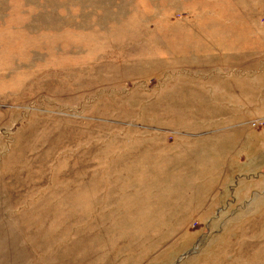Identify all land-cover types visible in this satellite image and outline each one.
<instances>
[{"label":"rangeland","instance_id":"374dc122","mask_svg":"<svg viewBox=\"0 0 264 264\" xmlns=\"http://www.w3.org/2000/svg\"><path fill=\"white\" fill-rule=\"evenodd\" d=\"M0 264H264V0H0Z\"/></svg>","mask_w":264,"mask_h":264},{"label":"built area","instance_id":"2783aa9c","mask_svg":"<svg viewBox=\"0 0 264 264\" xmlns=\"http://www.w3.org/2000/svg\"><path fill=\"white\" fill-rule=\"evenodd\" d=\"M257 124H258V122H254V123H253V126H257Z\"/></svg>","mask_w":264,"mask_h":264}]
</instances>
